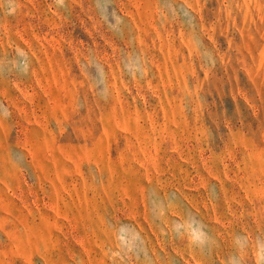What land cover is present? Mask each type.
<instances>
[{
	"label": "rangeland",
	"instance_id": "1",
	"mask_svg": "<svg viewBox=\"0 0 264 264\" xmlns=\"http://www.w3.org/2000/svg\"><path fill=\"white\" fill-rule=\"evenodd\" d=\"M0 264H264V0H0Z\"/></svg>",
	"mask_w": 264,
	"mask_h": 264
}]
</instances>
